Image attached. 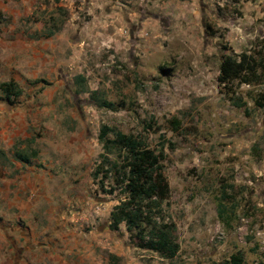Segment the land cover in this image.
Returning <instances> with one entry per match:
<instances>
[{
    "label": "rangeland",
    "instance_id": "rangeland-1",
    "mask_svg": "<svg viewBox=\"0 0 264 264\" xmlns=\"http://www.w3.org/2000/svg\"><path fill=\"white\" fill-rule=\"evenodd\" d=\"M0 4L1 45L26 41L11 59L30 40L42 44L47 60L23 70L42 72L18 81L20 99L9 101L0 89V150L7 155L0 165L18 185L29 183L27 196L40 193L41 241L62 227L84 228L104 240L95 252L100 264H264V107L256 104L264 79L226 87L217 80L224 56L264 54V0ZM0 59L1 84L12 80L7 69L15 61ZM103 125L164 151L170 191L163 210L176 227L175 258L139 247L124 223L110 228V213L126 193H108L113 178L104 179L103 190L102 176L94 175ZM16 150L37 156L25 164L14 159ZM29 167H36L31 175ZM59 212L72 218L61 227Z\"/></svg>",
    "mask_w": 264,
    "mask_h": 264
},
{
    "label": "trees",
    "instance_id": "trees-1",
    "mask_svg": "<svg viewBox=\"0 0 264 264\" xmlns=\"http://www.w3.org/2000/svg\"><path fill=\"white\" fill-rule=\"evenodd\" d=\"M263 79L264 54L252 52L224 56L217 77L219 84L225 87L235 81L247 85L260 84ZM0 89L9 101L22 95V89L13 80L2 82ZM256 104L264 107V92L257 96ZM99 139L103 145L102 161L94 175L102 176L103 190L104 179L113 178V186L108 193L119 188L126 193L110 213V228L118 230L124 223L131 237L141 242L139 247L152 250L164 259L175 258L180 249L176 227L166 222L163 210V202L170 191L164 171V151L157 152L144 140L108 125L102 126ZM31 156H37V152ZM31 156L22 150L15 151V157L25 163L31 162ZM220 213H223L222 209Z\"/></svg>",
    "mask_w": 264,
    "mask_h": 264
},
{
    "label": "crops",
    "instance_id": "crops-1",
    "mask_svg": "<svg viewBox=\"0 0 264 264\" xmlns=\"http://www.w3.org/2000/svg\"><path fill=\"white\" fill-rule=\"evenodd\" d=\"M14 27L15 25H11L7 29L5 28V31L8 29L13 30ZM54 34L51 32L48 36H45L48 39H51L50 37ZM4 35L5 34H3V36ZM11 42L13 46L5 43L4 45H1L2 41H0V58L7 57V64H12L13 61L16 60L11 59V51L13 48H16L18 44L26 43V41L20 42L15 39H12ZM26 45L24 52L17 49L16 55L13 54L14 56L19 57V59L14 62V65H9L7 69V73L14 72L9 78L13 76L12 80L17 83L18 81L21 83L20 80L23 77H26L25 79L31 81L39 79L42 72L39 68H32L27 72H24L23 70H25L26 67H34L38 62L47 61L42 54L41 50L43 46L41 43L37 46H33V43L28 40V44ZM1 48L3 50L2 53ZM44 69L46 70V67ZM31 81L24 82L32 84ZM32 88H35V85H32L30 89ZM21 97L22 95L18 99ZM10 123L11 125L16 126L20 121L17 120L15 115H12L10 117ZM14 131L17 133L11 135L13 136V139L19 134L18 129L14 128ZM13 139L8 143H14L15 141ZM19 139L20 136H18L16 140ZM1 151L4 153L0 154V159H5L7 157L6 152L4 150ZM13 156L14 159L21 161L15 157V153ZM25 169L29 172L28 174L31 175L36 167ZM9 172L10 170L8 168L0 165V264H100L94 261L96 259L95 252L97 247H104L105 243L104 240H99L97 234L93 231L87 232L84 228H78L79 230L71 232L66 231L62 227L60 228L63 229L61 232L54 233L52 231L48 234L49 236H45L44 240L41 241L40 233H36L39 231L40 226L39 223L36 222L35 216L36 209L39 208L41 195L40 193L37 194L34 189H31L27 196L26 188L29 187V183H20L18 185L17 180L8 177ZM47 200L51 202L50 198H47ZM66 200L67 198H65V201ZM31 215L33 216L31 217ZM58 216H62L61 218L57 217L55 219V224L57 226L59 225V227L64 223H69L72 219L71 217L68 218V216L62 215L61 212L58 213ZM30 220H33L34 222ZM44 230H42V232ZM95 242L98 244L96 245ZM43 250L47 251V253H43ZM38 252H42V255L38 254ZM83 256L86 259L85 262L82 261Z\"/></svg>",
    "mask_w": 264,
    "mask_h": 264
}]
</instances>
